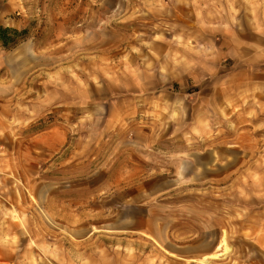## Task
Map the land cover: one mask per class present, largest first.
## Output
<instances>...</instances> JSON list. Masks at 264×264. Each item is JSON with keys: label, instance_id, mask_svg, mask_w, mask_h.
<instances>
[{"label": "rangeland", "instance_id": "rangeland-1", "mask_svg": "<svg viewBox=\"0 0 264 264\" xmlns=\"http://www.w3.org/2000/svg\"><path fill=\"white\" fill-rule=\"evenodd\" d=\"M194 2L0 0V26L26 31L0 45V209L11 231L0 242L18 243L26 263L48 264L44 244L80 241L60 233L73 196L74 228L122 223L121 210L141 225L147 208L181 229L183 245L223 239L207 264H264L252 241L264 222V90L227 91L242 68L196 41ZM136 131L154 134L157 177L173 187L142 177L114 187L119 164L95 169Z\"/></svg>", "mask_w": 264, "mask_h": 264}, {"label": "crops", "instance_id": "crops-1", "mask_svg": "<svg viewBox=\"0 0 264 264\" xmlns=\"http://www.w3.org/2000/svg\"><path fill=\"white\" fill-rule=\"evenodd\" d=\"M1 4L4 9L8 0H1ZM194 25L195 28L199 27L200 31L196 41L200 44L209 42L211 48L215 49L216 53L211 56L212 59L232 60V69L242 68V82L237 83L238 79L236 83L232 82L226 88L228 92L239 88L244 91L264 90V0H195ZM199 66H202L201 61ZM229 96L230 94L227 98ZM131 135L136 142L131 141L129 145L120 147L112 159L109 156L107 159H100L95 169L106 170L111 164H119L120 172L110 183L114 187L137 186L138 183L135 182L139 177L151 180V183H143L144 186H155L158 190L173 187V179L157 177L161 173L158 171L161 166L158 162L157 166H154L153 155L158 149L147 146L150 139L155 138L154 134L136 131ZM0 199L3 210H7L9 198L2 196ZM74 199L73 196L65 198L67 225L60 233L80 236V241L66 240L44 244L49 246L51 252L50 259L46 260L48 264H194V261L218 255L217 237L213 239L212 247L209 245L203 248L202 244L183 245L185 237L182 238L181 229L166 226L169 224L168 219L161 224L154 222V212L147 208L142 212L141 225L131 223L130 219L134 217L132 212L121 210L113 215H121L122 223L109 221L94 231L86 227L74 228ZM148 199L147 195L141 200V204L147 205ZM127 205H130L129 202ZM86 208L82 205L81 210L87 211ZM3 210L0 209V230L2 235L9 237L10 225L5 220ZM248 228L243 224L241 230ZM13 229H16L15 233L20 234L18 226ZM256 231L258 234L253 236L252 241L264 252V222L258 223ZM52 233L59 234L57 231ZM21 251L18 243L0 242V264H43L37 260L26 263ZM208 263L217 264L213 259ZM243 263L244 260H240L239 264Z\"/></svg>", "mask_w": 264, "mask_h": 264}, {"label": "trees", "instance_id": "trees-1", "mask_svg": "<svg viewBox=\"0 0 264 264\" xmlns=\"http://www.w3.org/2000/svg\"><path fill=\"white\" fill-rule=\"evenodd\" d=\"M26 36V31H18L11 28L0 26V45L3 48H9L16 45Z\"/></svg>", "mask_w": 264, "mask_h": 264}, {"label": "bare ground", "instance_id": "bare-ground-1", "mask_svg": "<svg viewBox=\"0 0 264 264\" xmlns=\"http://www.w3.org/2000/svg\"><path fill=\"white\" fill-rule=\"evenodd\" d=\"M228 92H227V96H228ZM225 244V242H224V240L222 239V241H221V244L220 245H224ZM220 245H218V249L220 248ZM217 256H219V255H212V256H209V257H205V258H203L202 260H200L202 263H204V264H207V261H206V259H209V258H216Z\"/></svg>", "mask_w": 264, "mask_h": 264}]
</instances>
